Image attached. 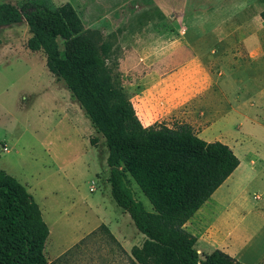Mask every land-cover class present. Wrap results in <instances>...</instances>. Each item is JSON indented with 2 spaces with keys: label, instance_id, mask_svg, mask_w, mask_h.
<instances>
[{
  "label": "rangeland",
  "instance_id": "374dc122",
  "mask_svg": "<svg viewBox=\"0 0 264 264\" xmlns=\"http://www.w3.org/2000/svg\"><path fill=\"white\" fill-rule=\"evenodd\" d=\"M25 1L0 0L18 6ZM29 1L44 2L53 9L65 2L72 4L84 28L98 32L110 44L116 60L114 72L139 115L148 79H166L151 96L161 102L173 97L172 84L180 78L177 71L191 58L187 42L195 48V63L207 65L209 71L199 73L194 87L200 102L190 109L187 105L181 108V118L176 121L189 124L204 140L235 144L236 151L230 148L240 167L186 230L199 238L195 248L203 253L201 259L219 248H213L217 244L226 246L224 251L244 264H264V79L259 75L264 74L262 0ZM237 26L241 27L236 37L256 33L260 40L236 42L220 61L219 32ZM30 37L25 21L0 26V169L15 177L38 204L49 228L44 247L49 262L131 264V248L140 246L144 236L111 196L105 139L63 82L49 72L45 53L28 48ZM57 43L63 47L62 39ZM176 50L182 62L175 56ZM253 50L255 55L250 54ZM233 60L242 65L241 70L227 66ZM249 63L252 68L245 70ZM49 90L59 108L51 107L49 94H44ZM216 91L224 94L229 109V115L219 120L207 113L206 106ZM172 115L174 118L173 110ZM124 183L133 198L152 211L130 176Z\"/></svg>",
  "mask_w": 264,
  "mask_h": 264
},
{
  "label": "trees",
  "instance_id": "16d2710c",
  "mask_svg": "<svg viewBox=\"0 0 264 264\" xmlns=\"http://www.w3.org/2000/svg\"><path fill=\"white\" fill-rule=\"evenodd\" d=\"M259 15L264 21V7ZM22 21L31 32L28 48L45 53L49 71L105 139L111 196L144 236L131 248V264H244L218 248L201 259L197 237L184 227L239 165L234 151L200 138L187 123L144 126L114 72L110 44L84 28L71 3L53 9L29 0L19 6L0 2V26ZM127 176L152 211L133 198L124 183ZM101 228L115 239L106 225ZM48 235L38 204L0 169V264H55L44 253Z\"/></svg>",
  "mask_w": 264,
  "mask_h": 264
},
{
  "label": "crops",
  "instance_id": "0c3cea01",
  "mask_svg": "<svg viewBox=\"0 0 264 264\" xmlns=\"http://www.w3.org/2000/svg\"><path fill=\"white\" fill-rule=\"evenodd\" d=\"M240 27L241 26H237V28L235 27L234 29H232L229 32H224V31H222V33L219 32L217 41H218V44H220L222 46L221 49H220V54H219L220 61L223 60L224 58H226V56L224 54L227 51H230V49L232 48V45L235 44L236 42H238V44H240L242 42H245L248 39L253 40V42L260 40L259 36L256 33L252 34V33L243 32L242 37H240V38L236 37L235 36L236 35L235 32H237L236 30H238ZM187 43H188L187 51L189 52V55H190L191 58H189V60H188L189 62L184 66V68L181 70V72L177 71V74H179L180 78L179 79H175L174 83L172 84L173 90L175 89L174 96L173 97L171 96L170 98L165 99L163 102H161L159 98L151 96L152 95L151 93H154L155 91L156 92L159 91L160 86L162 85L163 81H165L166 79H165V77H163V78L159 77L160 80L157 81V80L154 79L153 82H151L148 79V84H147V91L148 92H146V91L144 92V94L146 95L145 96L146 100L143 101L142 104H139L141 115L138 114L137 108L133 104V106H134V108L136 110V113H137L141 123L144 126H148V125H151L153 123H161V122H163L167 126L171 127V126L175 125V123H181L182 121H176L177 120L176 118H181V117H178V116L182 115L181 108H184L187 105L188 108L190 109L193 104L196 105V104H198L200 102L199 99L196 98L197 97L195 95V90L196 89L194 87H195V85H197L199 73H201L202 70L206 71V72H208L209 70H208V66L207 65L203 66V65H200L198 62L195 63L197 61L195 59V57L198 56V53L196 52L195 48H193L191 46V44H189V42H187ZM255 45H256V43L252 44L251 47H255ZM176 51L177 52L174 53L175 56H179L180 60L182 62L181 53L178 50H176ZM211 52L213 53L214 50H212ZM249 52H251V51H249ZM256 53H257V51L253 50V52H251L250 54L251 55H255ZM184 61H186V59H184ZM234 62L235 61L233 60V62L229 63L227 66L229 68H232V69H235V70H241L242 69V65L240 63L239 64L238 63L233 64ZM247 66L248 67L245 70H248V69L252 68V65L250 63L247 64ZM158 75H162V73L159 71ZM259 75H261L262 78L264 79V74L262 75L260 73ZM221 76H223V71L222 70H221ZM55 79H56V77H55ZM165 83H166V81H165ZM44 94H49L48 98L51 99V101L53 102L51 107H58L59 108V104L57 105L56 102L54 101V98L52 97L53 92L51 90L45 92ZM210 96H212L211 97L212 99L209 98L210 100L207 102V105H206L207 106V113H209L211 115V117H213V118L215 116L216 120L224 119L227 115H229V111H228L229 109L225 105V103H227V102H226L224 94L221 93V92L216 91V92L211 93ZM171 103L174 106L173 108L171 107ZM172 110L174 111V114H175L174 118L171 117V116H173L172 115ZM240 141L241 140L238 139L239 143L236 142V141H234V142L240 144ZM229 147H231L234 151H236L235 150V144H231L230 143ZM251 162H253V161H251ZM250 164L252 165L254 163H250ZM239 167H240V163L237 166V168H239ZM237 168L229 175V177L221 185H223L231 177H233V175L237 171ZM108 176H109V171H108ZM109 185H110V183H109ZM217 191H216V193H217ZM211 196L205 201V203H203V207L201 209H198V211H196L193 214V216L185 223V225H184L185 228H186V226L188 224H191L192 221L194 222V218L198 217L199 215L202 214V212L205 211L204 208L210 204V200H212L211 198H213ZM214 202L215 203H219L217 201H214ZM215 203L211 202V204L216 205ZM232 231L233 230H231V232ZM198 239L199 238H197V241H198ZM248 239H249V237H246V239L244 240V244H246V242H247L246 240H248ZM217 246H220L221 250H223V251H224V248H226V246L223 247L222 245H217V244L215 246H213V248H215ZM198 250L199 249H197V251ZM199 254H203V253L200 252ZM230 254L234 255L231 252H230Z\"/></svg>",
  "mask_w": 264,
  "mask_h": 264
},
{
  "label": "built area",
  "instance_id": "2783aa9c",
  "mask_svg": "<svg viewBox=\"0 0 264 264\" xmlns=\"http://www.w3.org/2000/svg\"><path fill=\"white\" fill-rule=\"evenodd\" d=\"M4 150H7L6 146L2 147Z\"/></svg>",
  "mask_w": 264,
  "mask_h": 264
}]
</instances>
